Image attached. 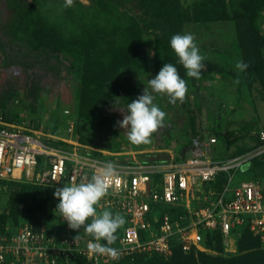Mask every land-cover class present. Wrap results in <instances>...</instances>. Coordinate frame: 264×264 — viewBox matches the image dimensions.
I'll list each match as a JSON object with an SVG mask.
<instances>
[{
  "label": "trees",
  "instance_id": "obj_1",
  "mask_svg": "<svg viewBox=\"0 0 264 264\" xmlns=\"http://www.w3.org/2000/svg\"><path fill=\"white\" fill-rule=\"evenodd\" d=\"M0 1L4 3V8L12 13L11 18L3 19L0 9V53L3 54L4 59L7 57L4 46L13 47L16 51L24 52L25 55L30 54L35 62L54 60L57 64L58 56L63 53H72L79 58V64L74 67L77 74L75 88L78 97L72 118L78 142L82 145L88 143L90 130L94 127L105 130L104 136L108 139L115 135L114 120L95 115L94 109L115 104L114 98L117 97L121 98L119 107L126 109V104L135 100L136 94L140 92V82L147 74L145 64L148 61L153 63L156 72L167 63L177 68L181 78L187 82V93L182 103L183 109L185 108L188 91L195 84V78L186 75V70L170 47V39L175 34H181L182 26L186 21H191L195 25L231 22L240 56L248 64L247 70L240 72L241 75H254L262 81L264 37L257 26L256 16L259 9L264 8V0H239V6L232 10L227 9L225 0H199L191 3L187 8H182L179 0H88L87 5L74 1L73 5L67 8L64 7L65 0ZM143 31L152 32L155 48L160 50L159 55L148 58L142 51L140 35ZM119 39L123 41L120 42ZM203 63L202 72L205 69L216 71L213 64ZM37 91L36 82L34 88L28 91L33 100L36 99ZM5 98V92L0 93V115L4 113ZM192 110L188 105L180 117L175 141L179 142L180 138H185L187 141L181 146L180 154L174 155L172 160L194 157L191 153L193 144L187 138V128L193 126L192 116L189 115ZM0 119L7 123L1 116ZM67 121L65 120L66 123ZM55 122L53 121L52 125L48 122L41 125L38 121H33L27 125V128L59 137L62 131ZM164 123L169 124L170 130L177 127L173 117L168 115ZM211 136L218 142L217 146L210 150L213 161L226 162L254 150L259 145L255 137L251 147L229 152L230 147L239 139L255 135L246 131L233 136L228 131L215 129L211 132ZM43 142L56 148L69 149V145L61 141L43 138ZM105 149L109 150L108 143ZM87 155L112 162L111 158H105L98 152ZM169 160L171 159L168 153L156 152L143 155L140 161L156 164ZM228 173L232 174L233 184L242 181L258 183L264 197V153L251 158L238 169L230 170ZM226 177L225 172H220L212 181L204 184L203 188L220 191L226 182ZM0 187H5L9 191L7 212L0 213V227L7 222L16 223L21 211L26 212L22 203H25L28 190L35 192L31 197L36 196L40 190L51 195L49 189L27 183L0 181ZM52 203L56 206V202L52 200ZM34 206L36 209L39 207L38 203H34ZM27 212L31 220H29L30 226L37 227L40 224L38 215L30 216L33 211ZM162 213L168 214L172 219H176L181 214L178 210L160 207L158 215ZM56 220L57 215L53 221L50 218L51 222L46 225L50 226ZM88 222H91V218ZM14 232L0 228V234ZM118 233L119 230L116 236ZM198 233L200 245L209 253L197 251L193 247L188 251H182L181 245L176 243L171 248V255L168 258L155 253H144L101 264H264V243L253 236L245 226L230 231L234 237V253H224L218 230L199 229ZM65 264L85 263L76 260Z\"/></svg>",
  "mask_w": 264,
  "mask_h": 264
},
{
  "label": "built area",
  "instance_id": "obj_2",
  "mask_svg": "<svg viewBox=\"0 0 264 264\" xmlns=\"http://www.w3.org/2000/svg\"><path fill=\"white\" fill-rule=\"evenodd\" d=\"M70 128L69 124L68 133ZM256 137L259 145L254 150L226 162L213 161L205 153L156 164L112 161L116 179L96 207L97 213L108 210L125 218L111 245L119 253L117 259L91 253L88 245L94 238L82 229H70L57 211V220L50 226L24 224L14 233L0 234V264H65L76 260L101 264L144 253L168 258L176 243L182 251L193 247L209 253L200 245L199 229L218 230L224 253L235 252L230 231L241 226L264 243L261 187L252 181L233 184L228 173L264 153V131L259 130ZM43 138L55 137L23 124L0 123V181L47 188L57 208L59 200L54 192L58 187L91 179L109 161L84 154L73 143L69 149L47 145ZM220 172L227 174L221 190H205L204 184ZM160 207L181 214L176 219L166 213L158 215Z\"/></svg>",
  "mask_w": 264,
  "mask_h": 264
},
{
  "label": "rangeland",
  "instance_id": "obj_3",
  "mask_svg": "<svg viewBox=\"0 0 264 264\" xmlns=\"http://www.w3.org/2000/svg\"><path fill=\"white\" fill-rule=\"evenodd\" d=\"M83 5L88 0H74ZM182 8H187L191 3L199 0H179ZM239 0H225L227 9L232 10L239 6ZM1 18L9 19L11 14L4 3L0 1ZM256 23L264 37V8L259 9ZM194 34L200 54L205 57L203 62H209L216 67L215 70L205 69L200 78L195 79V84L188 91V98L183 109L182 103L177 101L174 105L169 103L167 95L153 93L154 103L166 113L173 117L177 127L171 130L167 123L159 128L151 136V142L147 144H133L127 139L125 130L117 125V121L123 120L122 111L126 109L115 104L100 106L94 109V114L114 120L115 135L108 139L105 130L94 127L90 130L88 143L82 145L78 142L75 133L72 115L78 97L75 83L77 74L74 67L79 64V58L72 53H63L58 56V63L54 60L47 62H35L30 54L25 55L22 51H16L13 47L4 46L5 59L0 53V93L5 92L4 113L0 115L7 123L23 124L25 127L33 121L41 125L53 121L62 131L59 137L53 136L52 140L61 141L67 145H75L76 149L84 154L100 153L105 158H111L116 162L140 161L143 155L156 152H165L170 155L180 154V149L186 143L185 138L176 142V130L179 129V120L184 110L190 105L193 126L187 128V138L191 141V153L196 156L207 154L211 156L210 150L217 146V140L211 136L215 129L230 132L233 136L250 131L254 137L246 136L233 144L229 152L234 149H246L255 142L256 132L264 126V72L261 80L254 75L242 76L237 72L235 64L242 60L239 47L235 37L234 26L231 22L219 24L207 23L195 25L191 21L184 22L181 34ZM141 49L148 58L160 54L155 48L154 35L152 32L143 31L140 35ZM122 42V39H119ZM4 61V62H3ZM146 76L140 82V92L136 98L143 94L144 87L148 86V80L154 78L158 72L154 70L151 61L145 64ZM247 82H246V80ZM37 82V94L35 100L29 94ZM149 91H151L149 89ZM188 103V104H187ZM49 120V121H48ZM65 120H68L67 123ZM70 132H67L68 125ZM64 130V131H63ZM264 131V130H263ZM84 134V130L82 131ZM214 143H210V139ZM51 139V138H49ZM108 143L109 150L105 145ZM72 147V146H71ZM259 156V155H258ZM245 182V181H243ZM8 189L0 187V213L7 212ZM27 191L23 209L16 223L7 222L2 227L4 231H16L21 225H31L28 218V210L33 211L30 216L38 215L41 223H49L57 214L56 206L52 203V197L46 191ZM34 203H38L36 209ZM33 209V210H32ZM51 218V221L49 219ZM30 220V221H29ZM232 251V249H230Z\"/></svg>",
  "mask_w": 264,
  "mask_h": 264
},
{
  "label": "clouds",
  "instance_id": "obj_4",
  "mask_svg": "<svg viewBox=\"0 0 264 264\" xmlns=\"http://www.w3.org/2000/svg\"><path fill=\"white\" fill-rule=\"evenodd\" d=\"M73 2L74 0H65L64 7H71ZM195 40L192 33L175 34L170 39V47L186 70V75L199 79L204 68L205 57L200 54ZM235 68L238 73L244 72L248 64L239 60ZM153 93L167 95L170 104L174 105L177 101L183 103L187 93V82L181 78L173 64H164L158 74L148 80V86L144 87L142 95L131 103H127L125 111L119 108L123 120L117 121V125L125 130L127 139L133 144L150 143L152 134L163 127L166 113L154 103ZM114 100L115 105L119 106L121 98L117 97ZM116 176V166L109 162L100 166L91 179L63 185L54 192V197L59 200L55 211L61 214L69 228L76 231L83 228L95 241L89 243V251L112 259H117L119 253L111 245L117 239V230L126 221L119 213L113 215L108 210L97 213L96 206L105 196ZM89 218H91L90 223ZM77 238L78 236L75 237ZM101 240L106 243L101 244Z\"/></svg>",
  "mask_w": 264,
  "mask_h": 264
}]
</instances>
